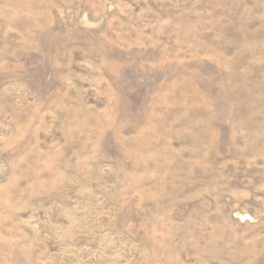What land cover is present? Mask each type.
<instances>
[{
    "label": "rangeland",
    "instance_id": "rangeland-1",
    "mask_svg": "<svg viewBox=\"0 0 264 264\" xmlns=\"http://www.w3.org/2000/svg\"><path fill=\"white\" fill-rule=\"evenodd\" d=\"M0 264H264V0H0Z\"/></svg>",
    "mask_w": 264,
    "mask_h": 264
}]
</instances>
